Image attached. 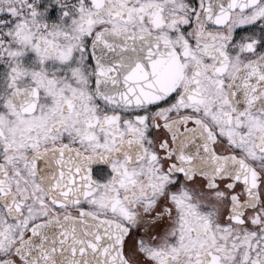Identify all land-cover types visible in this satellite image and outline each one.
Segmentation results:
<instances>
[{"label": "snow or ice", "instance_id": "obj_1", "mask_svg": "<svg viewBox=\"0 0 264 264\" xmlns=\"http://www.w3.org/2000/svg\"><path fill=\"white\" fill-rule=\"evenodd\" d=\"M0 264H264V0H0Z\"/></svg>", "mask_w": 264, "mask_h": 264}]
</instances>
